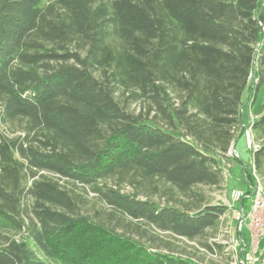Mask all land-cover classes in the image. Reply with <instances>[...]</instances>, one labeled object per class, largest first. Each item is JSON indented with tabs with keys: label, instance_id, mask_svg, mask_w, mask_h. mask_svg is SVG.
Here are the masks:
<instances>
[{
	"label": "trees",
	"instance_id": "1",
	"mask_svg": "<svg viewBox=\"0 0 264 264\" xmlns=\"http://www.w3.org/2000/svg\"><path fill=\"white\" fill-rule=\"evenodd\" d=\"M263 88L264 0H0V126L19 133L0 131V264L223 252L205 238L229 208L193 190L239 161L228 153ZM251 128L264 141V112ZM252 155L249 187L264 144Z\"/></svg>",
	"mask_w": 264,
	"mask_h": 264
},
{
	"label": "rangeland",
	"instance_id": "2",
	"mask_svg": "<svg viewBox=\"0 0 264 264\" xmlns=\"http://www.w3.org/2000/svg\"><path fill=\"white\" fill-rule=\"evenodd\" d=\"M253 107H252V106ZM140 108V105H133L132 110L138 111ZM264 112V88L261 89L259 94L254 97V92L250 96V100L247 102V106L245 108V120L246 124H249V122L252 119H256L257 115ZM14 128H8L4 126H0V131L8 137H15L19 133L15 132L13 133ZM260 145L264 144V141L258 142ZM236 151L239 156V161L228 158L225 160V162L222 164V167L224 169V182L219 187H205V186H199L194 188L193 192L194 194H199L203 196V205H223L228 208L231 206L232 208L236 205V203L231 198V193L234 189H240L243 191H248L249 185L248 181L249 178L246 175V166L250 165L252 163V152L249 150L246 142L245 136L238 139L236 143ZM252 165V164H251ZM260 182L262 183V186L264 188V176L261 174H257ZM106 183L110 186H114V182L112 180H107ZM122 191L125 193H137L136 189L133 188L129 184H124L122 186ZM142 192V191H140ZM87 196L89 202L91 203V206L97 205V207H100L101 204L98 200H96V195H94L91 191L87 192ZM151 198L155 202H159L162 204L166 203V199L163 197H159L158 194L151 195ZM141 198H144L143 196ZM186 202H192L190 198H183ZM248 212H250V202L248 203ZM235 227H236V221L234 219L232 211H229L228 214L222 219L219 226L213 230L209 231L206 236V240L211 244H221L224 246V251L211 254L208 253L205 249L198 247V251H195L197 253L198 260L202 262L203 264H232L234 261L236 252L234 251V248L228 245L229 240L231 239L232 235L235 233ZM153 231L151 230L150 234ZM160 235V237L165 240H169L174 242L177 245H182L180 239H174L171 236H168L166 234L157 233ZM244 238L248 239L249 232L248 229L245 228L243 232ZM162 244L161 242H157ZM190 245H195L196 243H190Z\"/></svg>",
	"mask_w": 264,
	"mask_h": 264
},
{
	"label": "built area",
	"instance_id": "3",
	"mask_svg": "<svg viewBox=\"0 0 264 264\" xmlns=\"http://www.w3.org/2000/svg\"><path fill=\"white\" fill-rule=\"evenodd\" d=\"M254 120L243 125L242 129L251 152L257 151L260 147L251 128ZM228 156L239 158L234 146ZM252 167L254 169L253 165ZM254 176L256 183L249 187L250 192L234 189L231 193V198L236 205L232 210L230 206L229 211L233 213L236 227L228 245L234 248L236 254L238 252L232 264H264V188L255 171ZM243 201L246 202L243 203ZM249 202L250 212L247 207ZM245 228L249 232L248 239H245L243 235Z\"/></svg>",
	"mask_w": 264,
	"mask_h": 264
}]
</instances>
